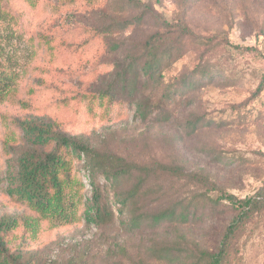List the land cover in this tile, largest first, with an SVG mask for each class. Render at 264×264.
<instances>
[{"label": "rangeland", "instance_id": "374dc122", "mask_svg": "<svg viewBox=\"0 0 264 264\" xmlns=\"http://www.w3.org/2000/svg\"><path fill=\"white\" fill-rule=\"evenodd\" d=\"M142 1L154 5L175 29L186 25L195 35L196 42L187 51L184 64L172 75L191 72L202 56V63L215 69L214 79L183 97L169 120L155 113L143 121L136 115L134 102H127L121 115H111L109 109L98 106L94 112L89 107L75 111L68 104L75 92L86 90L90 83L95 90L108 84L109 79L93 78L91 65L71 73L70 61L60 59L59 68L47 74L45 85L51 86L45 89L43 84L32 83L31 70L27 69L20 77L16 101L0 109L7 117L0 121V220L10 215L39 219L34 234L26 231L21 220L8 235L10 245L25 252L34 264H200L206 252L219 251L230 221L237 215L230 212L232 204L253 197L263 185L264 89L257 92L264 80V0ZM1 3L3 11L8 12L2 33L4 46L13 59L12 67L20 71L39 43L33 24L36 18H32L36 12L31 8L23 12L22 0ZM70 16L67 24L72 28L85 26L90 20L85 15ZM149 25L118 26L112 39L121 49L102 57L100 64L122 67L137 54L139 43L152 34ZM32 86L36 87L34 94L30 92ZM29 99L37 114L50 113L60 128L82 136L102 153L147 169L157 168L158 162L181 166L173 174L158 171L148 183L146 189H152L147 200L149 213L185 206L195 199L219 200V206L208 207L203 222L192 223L179 234L172 228L157 231L150 227L131 233L120 223L114 193L99 177L105 201L116 213L114 225L97 227L80 216L71 223L42 219L8 192L19 159L29 147L14 122L29 114L19 105V101ZM164 110L167 113L169 108ZM191 120L199 123L193 134L186 128ZM79 169L83 194L89 199V174L82 164ZM175 250L179 260L161 262V255ZM224 264H264V205L231 241Z\"/></svg>", "mask_w": 264, "mask_h": 264}, {"label": "trees", "instance_id": "16d2710c", "mask_svg": "<svg viewBox=\"0 0 264 264\" xmlns=\"http://www.w3.org/2000/svg\"><path fill=\"white\" fill-rule=\"evenodd\" d=\"M22 3L23 12L29 8L36 12L32 18H36L33 24L38 29L36 41L39 43L30 52L28 63L23 64L20 71L15 70L13 59L4 46L2 33L8 12L3 11L0 0V109L6 103L16 101L20 77L27 69L31 70L30 80L34 85L43 84V89L48 88L50 84L45 85L46 76L54 68H59L60 59L70 61L71 73L82 72L91 65L94 79H109L101 89L95 90L90 83L86 90L75 92L69 102H65L71 103L75 111L89 107L94 112L98 106L109 109L111 115H121L125 104L134 102L136 115L143 121H148L155 113L169 120L183 97L214 79L215 69L203 64L202 56L191 72L172 75L184 64L187 51L196 42L195 35L186 25L175 29L154 5L142 0H22ZM120 6L121 11L117 10ZM70 15H85L90 20L85 26L72 28L67 24V19L73 17ZM147 24H152L148 26L153 30L152 34L139 43L135 50L137 54L126 60L122 67L111 63L107 68L100 64L102 57L121 49L112 39L118 26L140 28ZM263 89L264 80L257 93ZM35 90L36 87L32 86L30 92L34 94ZM19 105L23 110H29V114L14 122L29 147L19 159L8 192L18 204L38 213L42 219L71 223L80 216L87 224L97 227L114 225L116 213L109 201H105L99 177L110 186L114 203L119 206L120 223L131 233L150 227L157 231L172 228L179 234L192 223L203 222L208 207L219 206V200L195 199L185 206L179 204L149 213L147 200L152 189H146L148 183L158 171L173 174L181 170V166L158 162L155 169L141 168L120 157L102 153L82 136L63 130L58 121L48 115L50 113L37 114L30 99L19 101ZM164 108L169 111L166 113ZM3 117L0 112V121ZM198 126L199 123L191 120L186 128L193 134ZM80 164L89 174L92 188L89 199L83 194ZM230 200L234 202L233 197ZM235 204L230 212L236 211L237 215L230 221L219 251L206 252L207 257L201 263H225L231 241L253 213L264 205V182L253 197ZM21 220L26 231L34 234L38 218L10 215L0 220V264H34L25 252L10 245L8 235ZM177 254L178 250L168 251L160 256L161 262L179 260L181 257Z\"/></svg>", "mask_w": 264, "mask_h": 264}]
</instances>
